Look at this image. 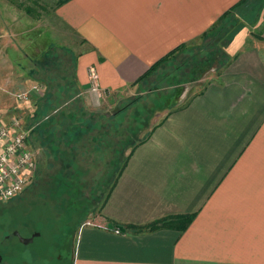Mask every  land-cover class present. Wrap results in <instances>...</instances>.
Here are the masks:
<instances>
[{
  "label": "crops",
  "instance_id": "1",
  "mask_svg": "<svg viewBox=\"0 0 264 264\" xmlns=\"http://www.w3.org/2000/svg\"><path fill=\"white\" fill-rule=\"evenodd\" d=\"M27 10L0 0V45L10 38L14 78L31 89L27 102L17 98L32 109L19 119L36 152L29 188L60 178L67 198L85 185L56 174L80 173L73 169L77 154L84 158V137L95 148L119 150L115 110L123 94L157 80L153 74L138 82L169 54L199 45L221 18V25L229 22L226 43L215 46L224 55L219 67L177 85L168 79L182 102L124 149L103 191L90 198L79 192L82 203L70 205L85 212L72 264H264V0H62L48 21ZM38 30L61 41L39 49L32 39ZM44 50L61 53L50 96L31 92L33 85L50 87L48 76L33 74L38 62L28 54ZM91 71L98 92L91 91ZM65 81L70 95L55 89ZM71 104L91 126L61 122ZM72 131L79 135L72 139Z\"/></svg>",
  "mask_w": 264,
  "mask_h": 264
},
{
  "label": "rangeland",
  "instance_id": "2",
  "mask_svg": "<svg viewBox=\"0 0 264 264\" xmlns=\"http://www.w3.org/2000/svg\"><path fill=\"white\" fill-rule=\"evenodd\" d=\"M61 1L62 0H12V3L15 2L16 5H19L22 13L25 9H28V13L37 14L41 16L43 20L46 19L48 21L49 18L53 16L54 10L61 5ZM44 16L46 17L44 18ZM41 23L43 24L44 22L41 21ZM53 23L58 25L56 24L55 16ZM227 23L229 22L223 25L219 23L214 31L202 37V41L198 43L201 45L199 49L190 48L193 45H195V48L199 46L197 43L192 44V46L186 48L183 53L178 54L173 57L172 60L168 61L165 65L167 69L160 67L156 73V76L159 77L157 80L146 86L139 85L133 89H129L123 94L126 100H121L117 108L115 107L116 110L119 108V111L116 113V121L121 122V125L117 128V133L118 130H120L118 139L119 149L124 152V149L127 147H123L121 143L123 141L128 140L129 145H131L147 137L148 131L154 125L162 121L166 114H168L169 109L182 102L176 101L180 96L179 88H168L169 76L175 74L181 79H186L188 82L190 80L189 75L191 71L197 69L198 67L196 66L202 65L208 58H213V66L216 67L215 69L219 67L224 55L219 49L217 50L215 46L220 43H226L227 38L223 35V31H225V29L228 30L229 27H227ZM230 30H232V28ZM37 33L38 35L36 37L32 36V39H35L34 42L38 41L39 49L46 48L48 42L61 41V38L58 36L57 38H55V36L52 38L50 36L47 37L46 35H42V31L40 30H38ZM6 39L8 41L10 40V38H3L2 40L4 42L0 45V123L5 124L11 122L13 119L25 120L27 114L32 111V109L29 110V108L24 106H18L17 95L20 94L19 92L27 93L31 89L28 90L30 88L29 84L20 88L19 80L14 78L15 71L14 68L11 69V60L16 55L7 52V46L9 47L11 41L7 42ZM45 52L46 50L39 51L38 54H28H31L30 57L32 58H37L36 60L38 63H43L45 62ZM206 71H209V69H200L197 73L198 76L195 75V80L201 79L203 73ZM53 72L48 73L46 76H53ZM152 80L154 79H151V81ZM70 87L67 85L65 88H62L67 95L73 92L74 88ZM174 90L177 91L175 92ZM40 92L46 94V88H41ZM59 92L62 91L60 90ZM169 96L170 99L163 98ZM134 98L137 99V102L133 101V103L129 105ZM161 99H163V101ZM80 104L82 105L81 102ZM67 107L69 108L70 106ZM124 107L126 108L121 112V109ZM112 108L113 107L107 109V111H111V115L115 110ZM70 109H77V106L71 104ZM141 110L144 112L151 110V113H149L150 118L148 120V126L144 125L139 128V112ZM78 117L86 122L88 120H93L92 118H86L84 115H78ZM136 127L138 130L133 134V130ZM94 134L95 132L89 135L92 136ZM71 138L73 139L74 136ZM79 148L80 152H82L84 148L85 154L83 155L84 158L81 157V154H77L80 158V165L77 169L74 168L73 172L79 171L80 173L58 172L56 175L79 179L78 182L85 185L79 192L82 193V195L88 196L87 198H90L92 193L97 195L100 191L105 189L104 185L106 184L107 175H109L110 180H112L114 173L120 169L119 167L124 159L122 154L119 155V150H114V153L112 151L109 152V148L105 145L95 148V145L89 142L87 137H84L83 141L79 143ZM52 168L57 170L59 166H54ZM59 179L50 181L46 187H27L22 195L24 199L27 197L30 204L27 201L24 204V199L18 197L19 195L8 201H0V264H72L73 254L77 246L78 223L84 217L85 212L83 209L79 208L76 210V208L70 206V200L74 203V201L78 199L80 193L71 190L74 191L72 194L77 195V197H72V199L70 197L65 198L64 195L69 190L62 186L65 182ZM76 201L77 205L82 203L79 200ZM16 230L25 238L30 237L33 232H38L39 235H35L36 237L33 243L28 246H23L12 238L7 241L4 240L5 235H10L11 232Z\"/></svg>",
  "mask_w": 264,
  "mask_h": 264
},
{
  "label": "built area",
  "instance_id": "3",
  "mask_svg": "<svg viewBox=\"0 0 264 264\" xmlns=\"http://www.w3.org/2000/svg\"><path fill=\"white\" fill-rule=\"evenodd\" d=\"M91 91L98 92L97 78L90 72ZM41 87H32L40 93ZM27 102V93L17 95ZM36 169V152L28 145V132L21 120L0 123V201H8L21 194L28 186Z\"/></svg>",
  "mask_w": 264,
  "mask_h": 264
},
{
  "label": "trees",
  "instance_id": "4",
  "mask_svg": "<svg viewBox=\"0 0 264 264\" xmlns=\"http://www.w3.org/2000/svg\"><path fill=\"white\" fill-rule=\"evenodd\" d=\"M29 11V10H28ZM222 19V18H221ZM220 19V20H221ZM220 20L217 22V24H215L214 26H213V28H211V30L207 33V34H205V35H203V37H205V36H207L211 31H214L215 30V28L216 27H218L217 25L220 23ZM219 36V35H218ZM215 38V37H214ZM170 55H172V54H169L168 56H166L165 58H163V59H161L159 62H157L153 67H151L148 71H147V73L142 77V78H140L139 79V81L138 82H142V81H144L145 79H147L149 76H151V75H156V73H157V71H158V69L160 68V67H165V65H166V63L168 62V61H170V60H172L173 59V57H171V58H169L168 59V57H170ZM58 58H61V53H59L58 55H57V53H54V52H50V53H46V54H44V60H45V62H43V63H38V68L33 72V74H35L37 77H39V80H41V79H46L47 78V74L48 73H51V72H53V70H55V69H58L59 68V65H57V66H54V67H52L53 66V64L57 61V59ZM164 63V64H163ZM162 64L164 65V66H162ZM213 64V58H208L202 65L200 64V65H198V66H196V67H198L197 69H195V70H193V71H191V73H190V80H195V75H197V73H198V71L200 70V69H202V68H204V70H208L209 69V67L211 66ZM195 67V68H196ZM62 67L61 68H59V72H61L62 70ZM198 76V75H197ZM49 78V82H48V85L50 86L51 85V82H52V76H48ZM194 78V79H193ZM168 79H170V81H171V84H170V86H172V85H177V84H180V83H182L181 81H180V79L181 78H179V77H177L175 74L173 75V76H169L168 77ZM147 82H148V79H147V81H145V82H143L142 84H139V85H146L147 84ZM69 86L70 87V84H69V81H65L63 84H60V82H58V86H56V88L55 89H57V91H62V92H64V89H62V88H65L66 86ZM71 88V87H70ZM54 91H53V88L50 86L49 87V89H48V91H47V93H48V96H50L52 93H53ZM172 92V91H171ZM61 93V92H60ZM64 94H67L66 92H64ZM138 98V97H137ZM163 98H167V99H170V96L169 97H163ZM162 101H163V99H161ZM133 101H136L137 102V99L136 98H134L130 103H129V105L130 104H132L133 103ZM46 106L45 105H42L40 108H45ZM79 107V106H78ZM78 107H77V109H74V110H72L71 109V111H70V113H71V116H68V118L67 119H65L64 121H66V122H63V121H61L62 123H64V125H68V126H74V125H77V124H80V125H83V126H91L92 125V121H90V120H88L87 122L86 121H84V120H82L80 117H78V115H82V114H80V113H78ZM174 107L175 106H173V108L171 107L170 109H169V112H168V114H166V116L163 118V119H165L168 115H169V113H170V111L172 110V109H174ZM126 107H124L123 109H121V112L125 109ZM119 111V108H118V110H116V112H115V114L117 113ZM149 113H151V110H149V111H147V112H144L143 110H141L140 112H139V117H140V121L138 122V124H139V128L140 127H142V126H144V125H147L148 126V120H149V118H150V115H149ZM74 116V117H73ZM162 119V120H163ZM60 120V119H59ZM90 121V122H89ZM162 122V121H161ZM160 122V123H161ZM142 124V125H141ZM121 125V122H118V121H116V128H118L119 126ZM154 127H156V125L155 126H153L151 129H150V132H152L153 130H154ZM138 130V128L136 127L134 130H133V134H134V132L135 131H137ZM42 131H45V129H42ZM75 134L76 135H79V131H76L74 134H73V131L70 133V135H71V137H73V136H75ZM28 141H29V137H28ZM122 143V145H123V147L125 148L126 146L128 147L129 146V141L128 140H126V141H123V142H121ZM65 145V144H64ZM126 147V148H127ZM67 148V147H66ZM125 148V149H126ZM67 150V149H66ZM119 155L120 154H122L123 153V151L121 150V149H119ZM130 152H129V154H128V156H130ZM127 156V157H128ZM62 186L65 188V189H69V187L67 186V185H65V184H62ZM29 187V186H28ZM66 198V197H65ZM71 199H72V197H70ZM71 201V202H70ZM69 202H70V205H72L73 204V201L72 200H70ZM191 220V217H188V218H186V221H187V223L189 222Z\"/></svg>",
  "mask_w": 264,
  "mask_h": 264
},
{
  "label": "flooded vegetation",
  "instance_id": "5",
  "mask_svg": "<svg viewBox=\"0 0 264 264\" xmlns=\"http://www.w3.org/2000/svg\"><path fill=\"white\" fill-rule=\"evenodd\" d=\"M24 192V191H23ZM23 192L21 194H19L18 197H22L24 199V196L22 195ZM24 204L26 203V201L29 203V200L27 199V197H25V199L23 200ZM34 201V198H33ZM35 202V201H34ZM40 202V199H39ZM23 203V202H22ZM30 204V203H29ZM38 234V232H33L32 235L28 238L22 237L19 231H13L11 232L10 235H5V239L4 240H10L11 238L16 241L17 243L23 245V246H28L29 244L33 243L34 239H35V235ZM39 235V234H38ZM23 241H26V243H24ZM0 261H1V257H0Z\"/></svg>",
  "mask_w": 264,
  "mask_h": 264
},
{
  "label": "water",
  "instance_id": "6",
  "mask_svg": "<svg viewBox=\"0 0 264 264\" xmlns=\"http://www.w3.org/2000/svg\"><path fill=\"white\" fill-rule=\"evenodd\" d=\"M108 228H109V229H113V228H115L116 230H118V231H122V232L124 231L123 228H121V227H119V226H117V227L108 226ZM36 235H37V234H36ZM23 242L26 243V241H23Z\"/></svg>",
  "mask_w": 264,
  "mask_h": 264
}]
</instances>
